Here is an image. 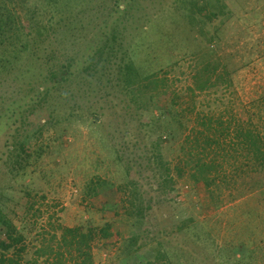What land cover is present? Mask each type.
I'll list each match as a JSON object with an SVG mask.
<instances>
[{"label": "rangeland", "instance_id": "rangeland-1", "mask_svg": "<svg viewBox=\"0 0 264 264\" xmlns=\"http://www.w3.org/2000/svg\"><path fill=\"white\" fill-rule=\"evenodd\" d=\"M103 1L94 0L93 5L98 7ZM222 1L230 5L229 9L211 22L206 20L210 10L206 12L203 0H140L141 10L135 8L137 18L146 17L148 22L141 23V32L133 42L137 48L133 45L129 55L143 77L158 73L168 85L156 108L137 110L131 97L117 89L112 98L104 94L89 96L90 88L84 84L57 90L47 104L28 116L23 128L20 125L17 137L21 142L27 140L30 159L15 150L0 162V210L10 230L0 225V240L7 232L20 239L9 255L25 248L21 264H48L37 252L52 236L60 238V228L88 225L112 227L110 242L98 239L93 244L95 264H264V190L249 192L255 186L244 175L228 183L218 181L207 190L193 182L189 173L180 179L176 171L174 188H162L160 176L147 168V161L157 151L172 169L181 156L182 141L163 136L161 126L157 127L160 111L179 112L193 105L195 113L190 120L195 121L200 112L224 122L231 110L235 116L248 115L264 97V0ZM187 2L198 20L194 28L180 9ZM99 25L95 20L92 28ZM201 27L204 37L198 34ZM92 28L82 29L76 46L70 37L65 40L70 53L84 51ZM212 37L215 42L209 44ZM54 40H49L52 45ZM44 45L51 47L49 42ZM55 50L43 49L42 59L28 56L24 60V66L32 63V67L20 65L17 69V74L30 72L14 82L19 88L6 81L8 74H0V100H6L0 103V113L12 99L32 95L28 90L33 81L44 84L41 74L46 75L45 61ZM218 60L231 72L232 88L203 94L196 91L192 96L190 90H196L202 64ZM73 91L75 100L70 96ZM60 93L62 97L58 98ZM128 108L134 119L133 159L123 146V137L117 134L119 125H123L119 116ZM260 119L261 113L254 121L263 130L264 121ZM8 125L3 120L0 145ZM131 166L134 169L128 172ZM95 178L109 185L100 197L90 198L88 188ZM132 181L140 183L146 201L153 207L141 229L136 227V220L121 211L129 200L124 188ZM140 234L143 249L133 252L127 248L128 242Z\"/></svg>", "mask_w": 264, "mask_h": 264}, {"label": "trees", "instance_id": "trees-1", "mask_svg": "<svg viewBox=\"0 0 264 264\" xmlns=\"http://www.w3.org/2000/svg\"><path fill=\"white\" fill-rule=\"evenodd\" d=\"M93 1L0 0V74H8L7 82L17 86L14 82L30 74H17V69L20 65L24 66V60L28 56L42 59L43 49L48 52L52 47L56 48L45 61L48 65L46 75L41 74L44 84L33 81L28 90L32 95L20 100L12 99L0 113V126L3 120L9 122L7 135L2 134L4 140L0 145V162L15 150H21L22 154L29 155L27 158L30 159L31 149L26 143L27 140L21 142L17 137L20 125L23 128L28 116L47 104L48 98L54 92L58 93L74 86L80 88L85 84L93 91H88L89 96L104 94L105 97L112 98V92L117 89L119 93H126L131 97V102L137 110H142L156 108V101L167 91V81L160 79L158 73L143 77L129 55L133 42L141 32V23L148 22L146 17L138 19L134 13L135 8L141 10L140 0H106L98 7L93 5ZM212 1L209 4L203 0V4L207 6L206 12L210 10L206 16V20L210 22L218 15H223L230 6L222 0ZM232 2L233 0H230V4ZM190 6L187 2L180 9L185 13V21L194 28L198 25V20L192 16L193 10ZM78 8L83 10L78 11ZM68 13L71 14L69 17ZM95 20H99L100 25L92 28ZM85 28H92V37L86 40L84 51L70 53L71 49L67 48L65 40L70 37L74 41L73 46H76L82 29ZM204 33L201 27L198 34L204 37ZM50 39H55V45H52ZM46 42H49L51 47H46ZM213 42L215 37L208 41L209 44ZM136 48L134 45V49ZM209 53H213V50ZM31 64L24 68L32 67ZM198 74L196 90H190L194 97L196 91L203 94L205 91L221 87H225L226 91L232 88L231 72L219 60L202 64ZM74 94L73 91L71 100H75ZM61 97L60 93L58 98ZM0 103L5 104L6 100L3 98ZM257 104L259 106L253 105L252 112L248 115L235 116L231 110L224 122L221 121L222 118L216 120L200 112L196 114L195 121L190 120L189 116L195 113L193 105L179 112L174 109L172 112L165 109L160 111L157 127L159 129L161 126L163 136L182 141L181 156L176 159L175 169H172V164L165 162L161 152L157 151L152 159L147 161V168L160 176L162 188L164 185L169 188L175 186L173 174L176 171L180 179L189 173L193 182L204 185L207 190L218 181L228 183L243 175L248 183L255 186L249 192L264 190V127L260 130L254 121L260 113V120L264 121V97ZM258 110L261 112L256 114ZM124 111L125 115L119 116V122L123 125H119L117 134L123 137V146L133 159V111L129 108ZM98 112H92V115H97ZM225 165L231 168V171H226ZM133 169V166L128 167V172ZM108 185L106 181L95 178L88 188V197H100ZM124 189L129 194V200L126 202L128 206H122L121 211L128 218L136 220V227L141 229L142 223L148 220L147 213L151 212L153 207L146 201L145 192L139 182L132 181ZM0 223L9 230V224L1 210ZM111 228L107 226L98 229L88 225L60 228V238L52 236L48 245L37 252V256L39 259H47L48 264H95L93 244L98 239L110 242L113 237ZM182 228L184 226L178 229L179 232ZM142 237L140 234L131 238L127 248L133 252L141 251ZM14 244H20L19 236L15 237L14 233L7 232L6 238L0 240V264H21L26 249H18L11 256L9 254Z\"/></svg>", "mask_w": 264, "mask_h": 264}]
</instances>
